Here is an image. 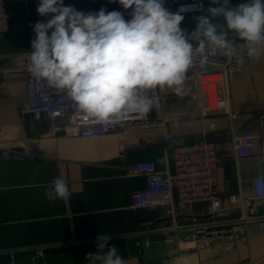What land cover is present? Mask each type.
I'll return each mask as SVG.
<instances>
[{"label": "crops", "instance_id": "crops-1", "mask_svg": "<svg viewBox=\"0 0 264 264\" xmlns=\"http://www.w3.org/2000/svg\"><path fill=\"white\" fill-rule=\"evenodd\" d=\"M4 1L9 29L0 35V150L29 153L35 143L38 158L0 161V264H88L86 254L98 251L93 239L100 234L110 237L162 225L161 209H131L129 195L146 187L144 175L135 170L137 163L152 162L159 171L174 172L170 137L179 145L203 140L214 146L220 158L218 198L229 218L237 217L241 208L264 215V198H254L253 187L255 178L264 179L261 141H254L249 156L236 159L232 144L234 128L250 126L254 134L264 133V127L253 121L264 114V55L250 59L245 54L242 65L235 61L229 68L233 121L215 112L200 116L201 96L186 85L194 76L189 70L183 97L169 88L157 89L162 104L158 123L131 124L97 137L49 135L50 122L44 114L22 113L27 84L22 53L31 50L33 26L42 21L36 10L39 0ZM231 2L239 5L245 0ZM110 5L107 0L101 7ZM203 5L207 8L210 0ZM200 14H182L181 27L191 31ZM196 70L211 74L216 68L197 65ZM151 117L157 118L156 111L152 110ZM59 176L71 192L68 204L45 197L51 181ZM231 197L242 201L233 203ZM173 203L180 224L193 217L208 220L207 202L183 206L174 192ZM245 230L247 241L236 242L230 253L167 246L159 240L141 253L126 239H111L108 247L116 246L125 264H264V224L250 223ZM71 239L85 242L51 249L41 259L34 258L32 251L20 250Z\"/></svg>", "mask_w": 264, "mask_h": 264}, {"label": "clouds", "instance_id": "clouds-1", "mask_svg": "<svg viewBox=\"0 0 264 264\" xmlns=\"http://www.w3.org/2000/svg\"><path fill=\"white\" fill-rule=\"evenodd\" d=\"M116 2V0H109ZM125 10L102 7L85 13L64 0H39L37 13L51 15L33 26L35 38L27 70L37 81L63 93L78 118L87 124L115 127L144 119L158 108L157 89H172L183 97L187 73L198 63L207 67L211 53L243 64L244 55H264V0H210L184 6L194 12L195 27H181L185 17L172 12L166 0H118ZM51 30V31H50ZM50 33V34H49ZM230 33L242 44L236 45ZM71 192L63 176L54 178L45 197L68 204ZM110 237H97V250L86 254L88 264H125ZM107 249L105 252L104 250Z\"/></svg>", "mask_w": 264, "mask_h": 264}, {"label": "built area", "instance_id": "built-area-1", "mask_svg": "<svg viewBox=\"0 0 264 264\" xmlns=\"http://www.w3.org/2000/svg\"><path fill=\"white\" fill-rule=\"evenodd\" d=\"M206 0H166V6L172 12L192 13L189 6L203 3ZM232 6L237 4L232 3ZM102 7L77 9L85 13L98 12ZM106 12L120 11L126 20L131 19V9L125 10L119 5L118 0L112 5L103 7ZM51 15L42 17L47 22ZM9 29V15L4 0H0V35ZM51 31V30H50ZM50 34V33H49ZM236 45L242 42L233 37ZM29 51L22 53L24 65L22 70L26 74L27 84L25 93V106L22 113L44 114L50 122L48 134H61L66 137H97L109 132H115L131 124L158 123L161 120V98L156 90L153 95L157 97L159 107L156 111V119H152L151 112L144 119H133L115 127H103L101 125L87 124L81 121L70 103L63 98V93L48 88L43 82L37 81L27 70ZM245 56V54H242ZM236 60L225 57L220 53H211L209 65L216 70L211 74L199 73L196 70L198 63H194L190 69L194 76L186 81L189 89L200 94L198 104L202 118L210 113H220L230 121L234 119V110L231 104L229 68ZM261 127H264V114L259 119H253ZM255 140L261 141V155H264V133L254 134L251 127L234 128L232 131V144L234 157H247ZM172 149L174 172L159 171L152 162H140L135 166L137 173L144 175L146 187L142 191L129 195L130 208L161 209L165 221L157 227L142 226L131 232L112 235L111 239L130 240L138 253L148 249L154 240H159L167 246H177L184 249H220L227 253L232 252L236 242H246V226L250 223L264 224V215L247 213L243 208L235 218H229V212L222 209L218 198L217 170L220 158L217 156L214 146L203 140L191 145H179L176 139H168ZM38 158V150L34 143L29 153L14 149L0 150V161ZM254 198H264V179L258 177L253 180ZM177 195L180 205L189 206L196 202H207L209 207L208 220L203 221L197 217L189 219L186 224H180L174 212L173 193ZM240 197H231V202H241ZM97 241L96 239H93ZM84 240L71 239L57 243L37 244L20 250L33 252L34 258H43L47 251L61 247H75Z\"/></svg>", "mask_w": 264, "mask_h": 264}, {"label": "rangeland", "instance_id": "rangeland-1", "mask_svg": "<svg viewBox=\"0 0 264 264\" xmlns=\"http://www.w3.org/2000/svg\"><path fill=\"white\" fill-rule=\"evenodd\" d=\"M107 0H69L66 1V5L74 6L76 9L77 8H98L101 7V4L106 3ZM103 7V6H102Z\"/></svg>", "mask_w": 264, "mask_h": 264}]
</instances>
